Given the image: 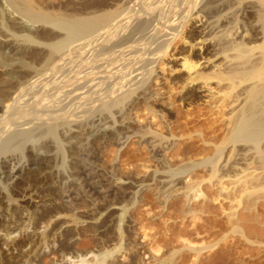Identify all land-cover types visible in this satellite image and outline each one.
<instances>
[{
	"label": "rangeland",
	"instance_id": "obj_1",
	"mask_svg": "<svg viewBox=\"0 0 264 264\" xmlns=\"http://www.w3.org/2000/svg\"><path fill=\"white\" fill-rule=\"evenodd\" d=\"M71 1L22 0L20 6L60 17L64 12H72L73 6L91 2ZM111 1L114 3L111 8L130 6L125 0ZM223 1L231 9L226 6L230 13L219 21L224 23L235 14L240 27L235 23L232 31L225 34L231 37L245 33L246 39H250L254 25L258 24L253 14L258 1ZM9 16L21 18L20 9L7 0H0V18L6 22ZM31 28L39 36L51 26L37 22ZM4 29L6 35L12 30L11 23L7 21ZM188 29L189 24L165 55L153 64L156 73L143 88H137L124 103L112 107L110 114L94 112L90 116L116 123L111 137L95 139L72 151L58 143L62 141L60 136L54 140L51 149L56 157L50 161L56 165L52 169L54 173L42 177L29 210L41 211L56 205L58 210L61 207L62 216H66L59 221L75 214L93 222H82L74 228L71 241L65 244L67 250L60 253L56 252L58 240H53L61 228L57 226L55 230L52 226L56 221L49 222L45 231L55 232L44 242L51 239L48 242L52 248L44 249V253L42 248L36 263L59 264L72 255L100 257L110 253L103 264L112 261L111 264H264V137L257 146L231 141L232 107L225 105L234 93L243 91L245 81L227 89L230 81L219 85L213 79L210 81L213 92H198L195 98L189 95L196 85L189 87L184 83L187 73L180 63L183 56L195 61L197 55L188 51ZM216 34L205 36L211 45L225 36ZM123 37L122 33L117 36L118 40ZM1 66L0 81L5 74ZM221 88L227 92L219 93ZM91 118L85 117L83 122L86 124ZM60 145L61 149H57ZM17 153L18 156L26 154L22 150V154ZM243 154L248 158L245 164L240 163ZM14 164L10 162L8 169ZM18 167L16 164L15 168ZM1 176L4 181V175ZM23 181L28 187L29 178ZM67 193L72 194L67 196ZM108 207L110 225L104 223Z\"/></svg>",
	"mask_w": 264,
	"mask_h": 264
},
{
	"label": "bare ground",
	"instance_id": "obj_2",
	"mask_svg": "<svg viewBox=\"0 0 264 264\" xmlns=\"http://www.w3.org/2000/svg\"><path fill=\"white\" fill-rule=\"evenodd\" d=\"M125 1L130 6L111 8L114 5L111 0H91L77 8L73 6L72 12L68 9L69 12L58 17L39 13L27 5L20 6L22 0H7L20 9L21 18H6L12 27L6 35L5 19L0 18V63L4 64L0 66L5 70L0 81V264H38L40 250L43 248L44 253V249L51 247L52 240L46 243L44 239L53 237L55 232L45 231L49 222L56 221L53 229L61 228L53 240H58L56 252H59L67 250L65 244L71 241L74 228L92 221L75 214L59 221L66 216H62L61 207L58 210L56 205L41 211L29 210L42 177L54 173L56 165L50 162L56 157L52 144L60 136L62 141L58 143L72 151L95 139L109 137L116 123L90 116L94 112L110 114L112 107L124 103L125 98L147 83L156 73L153 64L165 55L188 24V51L197 55V59L190 61L183 56L180 65L187 73L184 83L189 87L196 85L189 95L195 98L198 97L195 93L213 92L210 85L213 79L219 85L230 81L227 89L245 81L243 91L234 93L225 105L232 107L231 141L257 146L264 137V0H256L258 7L252 11L258 24L252 28L255 31L252 30L250 39H246L245 33L228 35L237 19L232 14L224 23L219 21L228 13L223 0ZM71 2L69 7L74 0ZM37 22L51 28L43 35H34L31 26ZM213 32L226 37L219 34L222 38L211 45L205 36ZM120 33L124 37L118 40ZM218 92L227 91L221 88ZM85 117L92 121L85 124ZM240 159L244 163L248 158L243 154ZM10 162L19 167L15 168L14 164L8 169ZM27 178L29 185L25 187L23 179ZM21 182L25 188L20 187ZM71 183L68 182L69 186ZM19 201L22 203L18 207ZM108 208L104 223L110 225ZM109 254L99 257L88 253L90 256L77 258L72 255L59 264H103Z\"/></svg>",
	"mask_w": 264,
	"mask_h": 264
}]
</instances>
